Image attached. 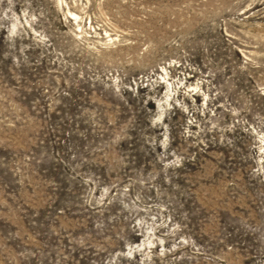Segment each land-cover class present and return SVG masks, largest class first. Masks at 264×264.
Instances as JSON below:
<instances>
[{
	"label": "rangeland",
	"instance_id": "374dc122",
	"mask_svg": "<svg viewBox=\"0 0 264 264\" xmlns=\"http://www.w3.org/2000/svg\"><path fill=\"white\" fill-rule=\"evenodd\" d=\"M0 264H264V0H0Z\"/></svg>",
	"mask_w": 264,
	"mask_h": 264
}]
</instances>
